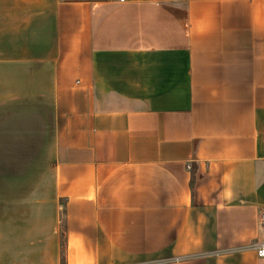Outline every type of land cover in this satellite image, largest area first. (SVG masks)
Instances as JSON below:
<instances>
[{"label": "crops", "instance_id": "1", "mask_svg": "<svg viewBox=\"0 0 264 264\" xmlns=\"http://www.w3.org/2000/svg\"><path fill=\"white\" fill-rule=\"evenodd\" d=\"M263 213L264 0H0V264H264Z\"/></svg>", "mask_w": 264, "mask_h": 264}, {"label": "built area", "instance_id": "2", "mask_svg": "<svg viewBox=\"0 0 264 264\" xmlns=\"http://www.w3.org/2000/svg\"><path fill=\"white\" fill-rule=\"evenodd\" d=\"M261 221H262V224L264 225V213L262 214ZM250 246L257 251L260 257H264V240L254 242ZM183 259H184L183 256H178V257L171 259L169 262H173V263L181 262Z\"/></svg>", "mask_w": 264, "mask_h": 264}]
</instances>
